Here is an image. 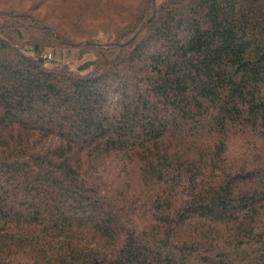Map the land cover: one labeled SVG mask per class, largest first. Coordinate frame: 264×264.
<instances>
[{
    "label": "trees",
    "instance_id": "1",
    "mask_svg": "<svg viewBox=\"0 0 264 264\" xmlns=\"http://www.w3.org/2000/svg\"><path fill=\"white\" fill-rule=\"evenodd\" d=\"M0 264H264V0H0Z\"/></svg>",
    "mask_w": 264,
    "mask_h": 264
},
{
    "label": "rangeland",
    "instance_id": "2",
    "mask_svg": "<svg viewBox=\"0 0 264 264\" xmlns=\"http://www.w3.org/2000/svg\"><path fill=\"white\" fill-rule=\"evenodd\" d=\"M51 58L52 61L60 62V63H67L71 64L74 68L77 66H80L83 62L89 60L91 58L88 54H79V51L77 49H67V50H61L58 49L55 52H52V50H46L43 57ZM50 59V60H51Z\"/></svg>",
    "mask_w": 264,
    "mask_h": 264
}]
</instances>
